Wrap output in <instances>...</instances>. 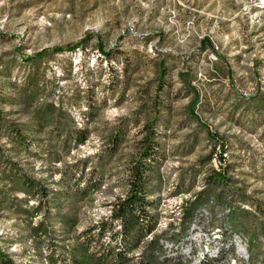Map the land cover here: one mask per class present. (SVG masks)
Masks as SVG:
<instances>
[{
  "label": "rangeland",
  "instance_id": "obj_1",
  "mask_svg": "<svg viewBox=\"0 0 264 264\" xmlns=\"http://www.w3.org/2000/svg\"><path fill=\"white\" fill-rule=\"evenodd\" d=\"M68 46L76 48L43 63L34 57ZM36 74L38 103L63 107L70 125L85 129V143L52 139L58 122L26 129L39 127L37 102L21 98ZM0 75V113L9 122L0 161L58 197L27 199L0 181L8 202L23 209L0 207V248L15 263L47 264L50 255L70 264L74 238L125 195L150 127L161 141L149 185L157 257L163 264H264V0H0ZM12 129H24L31 145L18 147ZM84 162V180L102 183L88 194L77 192L78 174L61 172ZM226 163L225 179L213 181ZM215 202L231 205L232 214L222 216ZM204 203L211 222L194 230ZM41 222L39 235L33 228ZM233 233L247 237L244 254ZM139 261L136 252L129 264Z\"/></svg>",
  "mask_w": 264,
  "mask_h": 264
},
{
  "label": "trees",
  "instance_id": "obj_2",
  "mask_svg": "<svg viewBox=\"0 0 264 264\" xmlns=\"http://www.w3.org/2000/svg\"><path fill=\"white\" fill-rule=\"evenodd\" d=\"M203 42L211 43L209 39H204ZM74 48L76 47L68 46L66 48L58 47L52 50L44 49L34 57L40 63H43L53 59L56 54L62 53L64 50H72ZM99 49L101 54H109V51L104 47ZM34 57L29 58L30 61L35 59ZM160 74H166L164 63L160 64ZM39 80L41 79L37 74L34 78L29 76L24 83V88H21V98L25 104L33 106L37 102L33 113L35 122L39 127H34L35 125L29 124L25 125L26 129L38 128L39 130H43L45 126L58 122L59 125H56V129L52 132V139L56 138V140L64 142V145L67 146L72 144V142L76 146L85 143L88 136L85 129H78L71 126L70 124L73 122V119L63 107L58 108L56 103L49 102L48 100L38 103V98L41 96L39 94ZM162 87L163 84L159 88L162 89ZM88 106L89 111L92 112L93 108L91 104ZM256 108L258 109L257 112L263 116L259 104H256ZM63 116L64 119H62ZM262 121L264 122V117ZM8 123L0 113V140L3 138V131L8 128ZM62 124H64L63 127ZM23 131L24 129H12L10 132L13 138L12 140L20 148L31 145L26 133ZM112 141L115 142L116 146L120 143L121 139L116 135ZM160 148L161 141L158 139V136L150 127H147V131L140 143V149L135 159L132 160L129 184L125 195L112 203V209L109 215L102 216L96 223L83 230L80 235L74 238L76 243L71 246L70 252L68 253L70 256V264H129L132 259V254L136 252H140V261L138 264H163L156 254V251L162 247L160 239L156 235L157 219L154 213L156 209L155 201L150 199L149 193L151 165L158 160ZM86 166L87 162H84L82 166L75 164L74 171L65 170L61 172L65 176L68 173L71 176L78 174V188L76 190L79 193L88 194L91 190L100 189L102 183L94 180H84ZM231 166L229 163H226L225 167L218 170L214 169L213 181L224 180L226 176L225 171L230 169ZM0 181H4L6 185L10 184L14 192L23 193L27 196V199L38 198L42 202L49 198L53 200L58 198L55 191H50L40 181L32 180L26 174L19 171L14 162L11 161H0ZM7 192L0 190V195L4 197L3 200H0V207L7 203L9 204L8 207L16 212L23 210L18 205L14 207L12 202H8L9 193ZM54 206L58 207V204ZM39 210L40 206L37 207L36 212ZM42 228L43 223L41 222L33 230L36 234L40 235ZM148 237L152 239L146 241ZM46 262L47 264H57L58 261L49 255ZM0 264L18 263H15L0 248Z\"/></svg>",
  "mask_w": 264,
  "mask_h": 264
},
{
  "label": "built area",
  "instance_id": "obj_3",
  "mask_svg": "<svg viewBox=\"0 0 264 264\" xmlns=\"http://www.w3.org/2000/svg\"><path fill=\"white\" fill-rule=\"evenodd\" d=\"M219 150L215 152V158L217 159V162L223 160L224 158V149L218 148ZM210 199V198H209ZM215 206L218 207V212H223L225 209H231V205H224L222 207H219L217 202H215ZM211 222V215L209 213H206L205 210V203L202 204V210H200L197 214L195 219L193 220V229L194 230H203L208 223ZM240 236H243V239H247V237L244 235V233H241ZM248 258V255L247 257Z\"/></svg>",
  "mask_w": 264,
  "mask_h": 264
},
{
  "label": "bare ground",
  "instance_id": "obj_4",
  "mask_svg": "<svg viewBox=\"0 0 264 264\" xmlns=\"http://www.w3.org/2000/svg\"><path fill=\"white\" fill-rule=\"evenodd\" d=\"M225 153V152H224ZM226 159V157H225ZM225 159L221 160L220 163H222V161H225ZM228 160V159H227ZM223 167V166H222ZM212 204L214 203V201H210ZM214 205V204H213ZM212 206V205H211ZM215 208V207H214ZM202 210V207L198 210V212ZM205 210H206V213H209L210 214V211L208 210L207 206L205 205ZM233 208L231 209H225L223 210V212L221 213L222 216L226 215L228 216L231 212H232ZM232 214V213H231ZM234 234V240H236V246H237V251L239 252V254L243 253L244 248L242 247V240L241 239V236L237 233H233ZM244 254V253H243Z\"/></svg>",
  "mask_w": 264,
  "mask_h": 264
},
{
  "label": "crops",
  "instance_id": "obj_5",
  "mask_svg": "<svg viewBox=\"0 0 264 264\" xmlns=\"http://www.w3.org/2000/svg\"><path fill=\"white\" fill-rule=\"evenodd\" d=\"M261 121H262V120H261ZM263 124H264V122L262 121V122H261V125H263Z\"/></svg>",
  "mask_w": 264,
  "mask_h": 264
}]
</instances>
